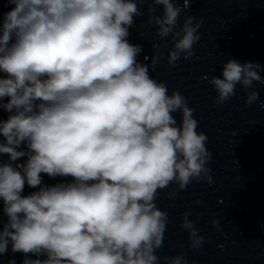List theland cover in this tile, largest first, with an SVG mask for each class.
<instances>
[{"label":"clouds","instance_id":"1","mask_svg":"<svg viewBox=\"0 0 264 264\" xmlns=\"http://www.w3.org/2000/svg\"><path fill=\"white\" fill-rule=\"evenodd\" d=\"M4 3L0 258L11 248L23 255L21 264H189L183 251L158 254L169 213L156 201L171 185L170 200L193 182L212 185L213 154L188 98L169 92L150 70L165 48L170 69L194 56L203 20L184 15L180 23L190 0ZM144 5L145 25L159 43L141 62L142 46L128 37ZM261 71L259 63L227 59L220 76L204 77L216 92L213 103L225 104L239 85L246 107L259 101L264 108L254 89V82L264 85ZM42 174L71 180L48 185ZM25 186L38 190L23 195ZM190 216L183 213L180 227L195 252L206 239ZM211 223L219 230L218 220Z\"/></svg>","mask_w":264,"mask_h":264}]
</instances>
